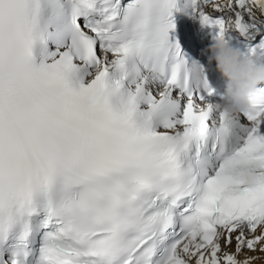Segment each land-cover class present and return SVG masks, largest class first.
I'll return each instance as SVG.
<instances>
[{"label":"snow or ice","instance_id":"snow-or-ice-1","mask_svg":"<svg viewBox=\"0 0 264 264\" xmlns=\"http://www.w3.org/2000/svg\"><path fill=\"white\" fill-rule=\"evenodd\" d=\"M174 11L264 62V0H0V264L264 252V84L218 108Z\"/></svg>","mask_w":264,"mask_h":264},{"label":"clouds","instance_id":"clouds-1","mask_svg":"<svg viewBox=\"0 0 264 264\" xmlns=\"http://www.w3.org/2000/svg\"><path fill=\"white\" fill-rule=\"evenodd\" d=\"M208 51L216 69L225 79L223 101L218 108L230 114L252 111L250 97L264 84V62L245 56L239 48L222 39L215 40Z\"/></svg>","mask_w":264,"mask_h":264},{"label":"bare ground","instance_id":"bare-ground-1","mask_svg":"<svg viewBox=\"0 0 264 264\" xmlns=\"http://www.w3.org/2000/svg\"><path fill=\"white\" fill-rule=\"evenodd\" d=\"M245 255L255 257L252 264H264V252H260L259 250L256 252H246L241 254L240 258L243 259Z\"/></svg>","mask_w":264,"mask_h":264}]
</instances>
